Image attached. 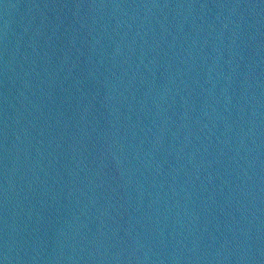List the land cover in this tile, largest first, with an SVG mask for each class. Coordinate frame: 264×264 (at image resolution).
I'll use <instances>...</instances> for the list:
<instances>
[{
    "label": "water",
    "instance_id": "water-1",
    "mask_svg": "<svg viewBox=\"0 0 264 264\" xmlns=\"http://www.w3.org/2000/svg\"><path fill=\"white\" fill-rule=\"evenodd\" d=\"M0 264H264V0H0Z\"/></svg>",
    "mask_w": 264,
    "mask_h": 264
}]
</instances>
